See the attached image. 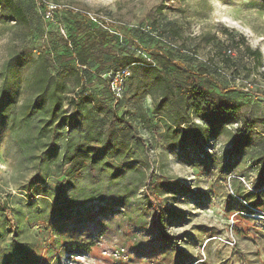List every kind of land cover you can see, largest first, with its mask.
I'll return each instance as SVG.
<instances>
[{
	"label": "rangeland",
	"instance_id": "obj_1",
	"mask_svg": "<svg viewBox=\"0 0 264 264\" xmlns=\"http://www.w3.org/2000/svg\"><path fill=\"white\" fill-rule=\"evenodd\" d=\"M46 1L52 20L0 0V264H264V0ZM82 15L123 42L170 24L201 60L219 49L241 113L176 126L149 96L126 89L122 104L68 69L60 92H42L37 61L57 76ZM113 114L127 136L110 137Z\"/></svg>",
	"mask_w": 264,
	"mask_h": 264
},
{
	"label": "trees",
	"instance_id": "obj_2",
	"mask_svg": "<svg viewBox=\"0 0 264 264\" xmlns=\"http://www.w3.org/2000/svg\"><path fill=\"white\" fill-rule=\"evenodd\" d=\"M31 2L37 8L40 18L45 20V6L37 5L35 0ZM9 9L15 16L25 15L20 5L10 4ZM58 13L59 10L56 9L53 19ZM130 32L131 41H119L113 31L90 24L88 18L82 15L72 24L73 39L70 35L63 34L66 37L65 46L70 51V59L65 66H59L55 76L50 71L51 63L41 56L37 61V69L34 70L33 86L47 92V95L50 89L55 93L60 92L59 74L68 69L70 73L75 74L79 86L85 85L88 79L96 78L102 81L112 98L122 101V104L126 102V89L132 99L149 96L153 103L169 112L176 126L186 123L197 125L194 118L201 120L205 125H218L241 113L242 106L232 98L231 89L221 80L223 73L215 58L219 56L225 62L230 59L225 58L224 53H219V49L201 60L196 54V46L192 45V49L188 46L184 48L185 40L176 45L182 35L170 24L162 25L159 32L144 31L139 27ZM145 38L157 40L153 46L144 47L142 41ZM246 49L252 57L260 58V50L249 46H246ZM70 61L73 65L69 64ZM124 71H128V74L124 76L121 91L117 94L111 90L110 81L116 72ZM107 73L109 75L103 76ZM73 100V112H78L76 97ZM112 119L110 137L120 135V132L127 136L128 132L117 123L126 120L116 114L112 115ZM88 129L89 126L83 131L87 132ZM74 164L80 165L81 158H75Z\"/></svg>",
	"mask_w": 264,
	"mask_h": 264
},
{
	"label": "built area",
	"instance_id": "obj_3",
	"mask_svg": "<svg viewBox=\"0 0 264 264\" xmlns=\"http://www.w3.org/2000/svg\"><path fill=\"white\" fill-rule=\"evenodd\" d=\"M37 5H44V12H43V17L45 19H49L52 20L54 17V11L56 9H58L59 5L58 4H52L47 2L46 0H35ZM128 74V71H124V72H116L113 75V78L110 81V88L112 91H115L117 94L120 93L121 91V86H122V81L124 76H126ZM109 75V73L107 74H103V76H107Z\"/></svg>",
	"mask_w": 264,
	"mask_h": 264
}]
</instances>
